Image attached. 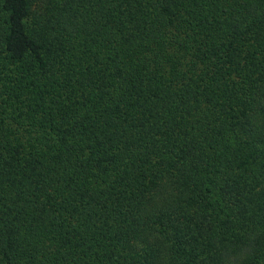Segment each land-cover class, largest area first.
<instances>
[{"label":"trees","instance_id":"obj_1","mask_svg":"<svg viewBox=\"0 0 264 264\" xmlns=\"http://www.w3.org/2000/svg\"><path fill=\"white\" fill-rule=\"evenodd\" d=\"M0 264H264V0H0Z\"/></svg>","mask_w":264,"mask_h":264}]
</instances>
